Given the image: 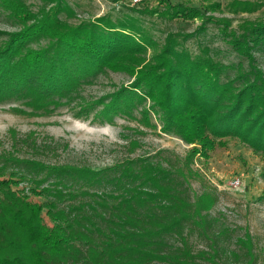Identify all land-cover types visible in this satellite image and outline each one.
I'll list each match as a JSON object with an SVG mask.
<instances>
[{"label": "trees", "instance_id": "obj_1", "mask_svg": "<svg viewBox=\"0 0 264 264\" xmlns=\"http://www.w3.org/2000/svg\"><path fill=\"white\" fill-rule=\"evenodd\" d=\"M165 5L169 19L198 14ZM263 5L249 2V13ZM242 28L222 35L248 70L238 62L234 76H222L224 64L192 56L169 33L128 87L98 103H81L83 84L104 67L144 61V43L128 34L143 38L132 21L103 16L64 27L51 17L12 34L0 48V99L20 97L46 115L75 103V116L94 112V120L108 123L119 116L146 129L156 127L153 114L162 132L193 146L183 156L168 149L132 156L138 143L127 140L122 158L93 169L49 163L43 158L56 156L58 143L40 144L31 132L17 137L0 154V264H257L249 232L235 234L212 213L218 193L193 167L233 136L258 154L264 178V20ZM43 31L51 33L47 46L25 48ZM99 103L105 105L98 112ZM24 180L26 189L15 187ZM193 181L201 183L198 191Z\"/></svg>", "mask_w": 264, "mask_h": 264}, {"label": "rangeland", "instance_id": "obj_2", "mask_svg": "<svg viewBox=\"0 0 264 264\" xmlns=\"http://www.w3.org/2000/svg\"><path fill=\"white\" fill-rule=\"evenodd\" d=\"M261 1L264 0H139L136 3L132 0H0V48L12 34L46 18L54 17L64 27H74L103 16L111 20L132 21L143 38L128 34L144 43L145 52L141 54L144 61L131 68L104 67L91 82L83 84L79 90V96L83 98L81 103H98L103 97L128 87L142 66L162 50L169 33H175L180 46L192 56L204 54L224 64L222 76H234L238 62H241L242 69L248 70L249 64L231 48L222 33L239 35L249 20H264V5L252 13L248 10L249 2ZM165 4L195 8L198 14L189 19H169L163 14ZM201 25L203 28L198 29ZM51 38V33L43 31L30 38L25 48L45 47ZM261 68L264 73V65ZM25 101L16 96L0 99V154L11 150L15 139L29 132L40 144L43 141L59 144L56 156L43 158L49 163H76L93 169L109 166L122 158L128 151L123 146L127 140L138 143L132 156L153 154L160 149L183 156L193 146L175 135L162 132L161 122L153 114L151 122L156 127L146 129L137 125L136 120L119 116L109 123L94 120V112L86 118L75 116L78 110L75 103L73 110L64 105L46 115L31 109ZM149 104L147 100L145 107ZM104 105L97 104L96 110L99 112ZM210 151V156L197 157L193 167L203 177V185L215 187L218 193V202L212 213L235 234L248 231L254 243L257 264H264L263 162L238 137H223ZM27 182L17 181L15 187L26 189ZM191 185L198 191L201 183L193 181Z\"/></svg>", "mask_w": 264, "mask_h": 264}, {"label": "built area", "instance_id": "obj_3", "mask_svg": "<svg viewBox=\"0 0 264 264\" xmlns=\"http://www.w3.org/2000/svg\"><path fill=\"white\" fill-rule=\"evenodd\" d=\"M139 0H132V2L133 3H136V2H138ZM238 180H236V182H237Z\"/></svg>", "mask_w": 264, "mask_h": 264}]
</instances>
